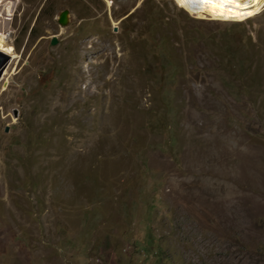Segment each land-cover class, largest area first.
Wrapping results in <instances>:
<instances>
[{
  "label": "rangeland",
  "instance_id": "374dc122",
  "mask_svg": "<svg viewBox=\"0 0 264 264\" xmlns=\"http://www.w3.org/2000/svg\"><path fill=\"white\" fill-rule=\"evenodd\" d=\"M11 16L0 264H264V5L221 20L17 0Z\"/></svg>",
  "mask_w": 264,
  "mask_h": 264
},
{
  "label": "bare ground",
  "instance_id": "6f19581e",
  "mask_svg": "<svg viewBox=\"0 0 264 264\" xmlns=\"http://www.w3.org/2000/svg\"><path fill=\"white\" fill-rule=\"evenodd\" d=\"M178 6L199 16L210 15L214 19L242 20L252 16L262 8L264 0H175ZM17 0H0V51L11 60L16 59L15 47L8 42L7 20L11 18Z\"/></svg>",
  "mask_w": 264,
  "mask_h": 264
},
{
  "label": "water",
  "instance_id": "95a60500",
  "mask_svg": "<svg viewBox=\"0 0 264 264\" xmlns=\"http://www.w3.org/2000/svg\"><path fill=\"white\" fill-rule=\"evenodd\" d=\"M67 13H68V11L65 9V10H62L60 13H59V15H58V23L60 24V25H66V23H67ZM51 43L52 44H55L56 43V38L55 37H53L52 39H51ZM9 59V56L7 55V54H5V53H3V52H1L0 51V75H1V73H2V71H3V69H4V67H5V64H6V62H7V60Z\"/></svg>",
  "mask_w": 264,
  "mask_h": 264
},
{
  "label": "snow or ice",
  "instance_id": "6c2138e0",
  "mask_svg": "<svg viewBox=\"0 0 264 264\" xmlns=\"http://www.w3.org/2000/svg\"><path fill=\"white\" fill-rule=\"evenodd\" d=\"M228 2H234V0H228Z\"/></svg>",
  "mask_w": 264,
  "mask_h": 264
}]
</instances>
